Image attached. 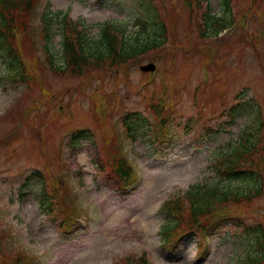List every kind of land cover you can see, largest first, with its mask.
Returning <instances> with one entry per match:
<instances>
[{
	"label": "rangeland",
	"instance_id": "374dc122",
	"mask_svg": "<svg viewBox=\"0 0 264 264\" xmlns=\"http://www.w3.org/2000/svg\"><path fill=\"white\" fill-rule=\"evenodd\" d=\"M189 1L192 7L188 0H151L172 31L166 46L117 70H49V93L42 90L45 79L32 88L9 80L0 56V134L5 129L0 135V264H13L20 251L29 259L20 257L18 264H140L142 255L149 264H239L250 252L263 256L264 264V251L252 245L257 227L264 233V176L260 195L240 212L232 214L229 207L227 218L212 219L211 248L197 232L175 245L162 244L168 220L164 202L221 182L215 163L247 135V161L264 155V0H232L234 27L222 29L219 37L215 31L204 36L197 25L207 11L223 14L219 0H202L199 6ZM48 7L54 20L50 49L63 70V13L85 22L91 46L107 24L133 38L142 30L137 0H44L41 9ZM29 24L44 58L40 23L30 19ZM152 61L157 69L143 72L141 66ZM99 89L106 91L110 108L106 97L91 100ZM163 100L168 109L155 111L152 105ZM132 112L138 114L130 118L128 134L123 118ZM163 117L165 137L159 125ZM15 125L16 138L5 140ZM76 130L84 136H74ZM110 133L116 138L113 147ZM121 153L140 173L134 189L124 187L111 170L114 155ZM64 162L69 168L61 170ZM59 173L72 189L74 207L86 215V227L60 231L56 206L44 212L43 188L51 193L50 181ZM233 186L244 187L243 182Z\"/></svg>",
	"mask_w": 264,
	"mask_h": 264
},
{
	"label": "trees",
	"instance_id": "16d2710c",
	"mask_svg": "<svg viewBox=\"0 0 264 264\" xmlns=\"http://www.w3.org/2000/svg\"><path fill=\"white\" fill-rule=\"evenodd\" d=\"M201 1H196L197 6L202 5ZM137 2L143 8V14L137 18V21L141 23L140 28H142L140 34L133 38L126 36L123 31L122 36L119 38L115 25L107 24L94 46L88 44L84 22L73 21L63 13L59 23L63 34L62 59L64 64L67 65L66 69L63 70V67L56 63L55 55L50 49L52 23L54 25V20L50 17L51 13L47 14L49 11H46L42 15L40 35L45 40L44 46L46 45V57L43 58L37 52L38 40L35 39L34 29L29 24L30 12H32L36 0H0V56L9 67V80L14 79L18 84H22L24 88H32L38 81L45 79L42 90L49 93L46 77L49 70L63 73L76 69L78 74H84L88 70L94 71L97 68L117 70L124 67L125 64H129L135 58L164 46L163 44L172 34V31H168V24L164 20H160L158 9L151 3V0H137ZM219 2L221 8H223V16H216L210 10L204 14L203 25L197 23L204 36H208L209 31L219 33L231 24L232 0H219ZM188 5L192 7V2L189 0ZM187 18L189 21V17ZM41 58L43 59L41 60ZM24 94L26 95L27 92ZM158 106L159 104L152 105L157 112L169 107L167 104L161 107ZM135 114L138 113H132L124 117V124L128 128L129 134L133 129V126L130 125V118L136 119ZM165 123L166 120L161 119V129ZM258 131L259 129L256 128V131L251 134L254 139ZM15 136L16 134H12L9 139L11 140ZM74 136H84V132L80 130ZM244 138L245 141H248L249 136L247 135ZM244 142H240L238 145L240 147L237 149L234 148L229 152H225L224 156L217 161L216 177L221 182L210 185L208 188L191 189L185 194L176 195L164 202L162 209L165 211L168 220L164 229L161 230V236L165 245H175L182 238H185V235H190L188 232L195 229V224L203 227L206 219H211L212 216L218 214L222 207H230L231 213L236 214L244 208V204L246 205L260 195L263 189L261 174L264 172V156L250 160L249 164L246 154L243 153L247 151L243 147ZM114 145L115 143L110 142L111 147ZM112 160L110 167L113 173L118 176L124 185L129 183L135 177V174L127 159L120 154H115ZM59 161H62L61 157H59ZM63 165L67 166L65 162ZM41 173L43 172L39 169L35 172L40 176ZM236 182H243L244 187L234 190L233 184ZM50 185L51 193L56 200L64 198L68 192L66 179L61 174H57L50 181ZM43 189V194H45L42 201L44 211L50 213L57 201L52 198V195H46L51 194L46 187ZM57 209L56 215L59 217L60 223L62 225L67 224L71 214L60 206ZM257 229V233L252 238V245L253 247L254 245L259 246V252H263L264 233L262 229L258 227ZM140 259V264H146L145 255H142ZM262 260L263 256L256 253L239 264H263Z\"/></svg>",
	"mask_w": 264,
	"mask_h": 264
},
{
	"label": "water",
	"instance_id": "95a60500",
	"mask_svg": "<svg viewBox=\"0 0 264 264\" xmlns=\"http://www.w3.org/2000/svg\"><path fill=\"white\" fill-rule=\"evenodd\" d=\"M154 69H155L154 65L143 67V70H154Z\"/></svg>",
	"mask_w": 264,
	"mask_h": 264
},
{
	"label": "bare ground",
	"instance_id": "6f19581e",
	"mask_svg": "<svg viewBox=\"0 0 264 264\" xmlns=\"http://www.w3.org/2000/svg\"><path fill=\"white\" fill-rule=\"evenodd\" d=\"M143 232H145V228L142 226L141 228H140Z\"/></svg>",
	"mask_w": 264,
	"mask_h": 264
}]
</instances>
